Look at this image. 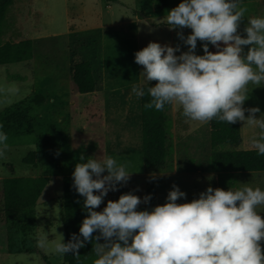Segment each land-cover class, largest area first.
Wrapping results in <instances>:
<instances>
[{
	"label": "rangeland",
	"instance_id": "1",
	"mask_svg": "<svg viewBox=\"0 0 264 264\" xmlns=\"http://www.w3.org/2000/svg\"><path fill=\"white\" fill-rule=\"evenodd\" d=\"M181 2L12 1L0 26V44L29 39L33 45V56L28 62L0 65V89L12 85L19 89L15 95L0 91V131L8 136V149L0 156V179L46 177L49 182L36 203L33 224L24 235H18L20 240L33 241L35 251L6 255L0 250V264H61L62 255L51 251V245L61 236L65 243L60 219L61 180L73 174L76 164L82 162L81 154L85 162L89 157L103 159L111 156L118 163L126 164L127 170L132 173L130 179L127 183H118V190L110 191V200L117 201L122 194L132 193L141 198L138 211H151L155 206L165 204L173 185L186 193V198L178 199L177 203L198 199L209 186L224 190L250 186L264 190V172L224 173L218 179L215 174L206 171L210 153L208 123L201 124L186 118L176 105H168L166 110L168 137L165 168L155 172L143 168L139 98L132 93L133 87L117 88L116 80H125L137 44L141 50L150 42L174 48L179 46L180 51L176 55L188 51L189 46L179 34L182 33L186 39L191 29H170L166 23L168 12ZM241 6L246 7L247 12L238 31L246 37L244 29L248 19L264 17V0H241ZM140 11L149 14L150 23L140 17L135 18L134 13ZM204 43L197 40L195 54H204ZM243 47L247 52L248 46ZM208 48L211 52L217 51L210 43ZM103 49L107 52V72L112 71L106 76L102 63ZM83 60L92 65L96 81L93 94L101 101V126L89 124L83 113L93 94L69 93L72 66ZM141 68L143 71V66ZM144 83L148 82L144 79ZM155 83L153 81L151 85ZM243 107H258L260 112L256 113V117L264 116V84L248 85V99ZM245 115H248L247 111ZM239 125L241 144L237 147L220 145L217 150L252 149L250 141L258 136L260 130L242 121ZM29 152L38 154L35 165L24 162ZM102 175H107V172ZM148 195L151 199L144 203L143 198ZM257 211L264 217V206ZM41 235H47L48 249L37 246ZM5 237L4 230L0 229V245ZM97 242L105 243L102 238ZM261 246L264 249V242ZM94 259L95 254L87 257L83 264H93Z\"/></svg>",
	"mask_w": 264,
	"mask_h": 264
},
{
	"label": "clouds",
	"instance_id": "2",
	"mask_svg": "<svg viewBox=\"0 0 264 264\" xmlns=\"http://www.w3.org/2000/svg\"><path fill=\"white\" fill-rule=\"evenodd\" d=\"M246 12L241 0H182L168 12L166 23L170 29H191L186 39L179 34L188 51L176 55L179 46L156 42L137 51L135 63L143 66L140 75L148 87L134 85L132 93L151 97L146 109L160 111L166 104L176 105L183 116L201 124L216 119L258 128L250 144L264 155V116L256 117L258 107H243L248 85L264 84V17L249 18L242 37L238 29ZM198 39L206 42L203 55L195 54ZM209 43L216 52L209 51ZM243 46H248L247 52ZM0 91L15 95L19 89L12 85ZM7 140L0 131V156L8 149ZM80 160L72 174L73 186L85 198L88 214L80 235L73 233L67 243L61 236L51 245L54 253L79 257L85 242L102 238L105 243H94L93 264H264V217L257 211L264 206L260 187L209 186L198 199L177 203L186 193L173 185L167 202L151 211H138L142 201L132 193L109 200L102 211H96L108 192L118 190V183H127L132 173L111 156L89 157L85 162L81 154ZM105 171L107 175H102ZM150 199L145 196L143 202ZM96 232L99 235L93 237ZM37 246L50 247L47 235L39 237Z\"/></svg>",
	"mask_w": 264,
	"mask_h": 264
},
{
	"label": "trees",
	"instance_id": "3",
	"mask_svg": "<svg viewBox=\"0 0 264 264\" xmlns=\"http://www.w3.org/2000/svg\"><path fill=\"white\" fill-rule=\"evenodd\" d=\"M13 0H0V26L5 14ZM113 2L114 0H103ZM135 16L150 23L149 14L143 11L135 12ZM33 56V45L29 39L18 42L7 41L0 44V65L28 62ZM146 90L148 83L142 84ZM153 86V85H151ZM96 89V81L93 75L92 65L83 60L74 63L71 72L69 93L71 95L93 94ZM151 97L145 94L139 98L141 161L145 170L155 172L165 168L167 157L168 125L166 110L157 111L154 107L146 109L144 105L150 102ZM86 121L95 126H101L103 122L101 101L95 94L90 103L83 108ZM210 153L205 170L215 174L218 179L224 173H254L264 172V155H259L256 150H217L220 145L237 147L241 144L239 121L228 124L216 119L208 122ZM38 161L36 152H29L24 162L35 165ZM55 166L54 162H51ZM198 170L199 166L196 167ZM192 171V170H191ZM49 179L46 177H7L0 179V229H3L6 237L0 250L6 255L32 253L35 251L31 240L19 239L18 235H24L31 227L35 218V206ZM73 175L64 176L61 180V225L67 243L73 233L80 235L79 228L83 219L87 216L84 209V197L73 186ZM94 194H99L98 192ZM110 200V191L103 198L102 204L96 211H102ZM97 236V232L93 237ZM83 239V237H81ZM94 243L85 242V246L79 249V257L72 253L62 255L61 264H83L85 259L92 256ZM46 261V258H44Z\"/></svg>",
	"mask_w": 264,
	"mask_h": 264
},
{
	"label": "crops",
	"instance_id": "4",
	"mask_svg": "<svg viewBox=\"0 0 264 264\" xmlns=\"http://www.w3.org/2000/svg\"><path fill=\"white\" fill-rule=\"evenodd\" d=\"M135 18H139V17L135 16ZM139 50H141V49L138 46V44L135 45L134 51L132 52V61H130V64H129V73L127 72V74H125V80L124 81H122L121 79H119V81L116 80V87L117 88L122 89V88H127L128 86L133 87L134 85L145 84L143 76L140 75V73L142 72L141 65H138L137 63H135V53ZM103 51H104V53L106 52V50H104V49H103ZM105 58L106 57L103 56V52H102V63L105 62ZM104 66H107V64L103 63V69L105 71L104 76H106L108 72H107L106 67H104ZM111 72H109V73H111ZM112 76L113 75H111L110 77H112Z\"/></svg>",
	"mask_w": 264,
	"mask_h": 264
},
{
	"label": "bare ground",
	"instance_id": "5",
	"mask_svg": "<svg viewBox=\"0 0 264 264\" xmlns=\"http://www.w3.org/2000/svg\"><path fill=\"white\" fill-rule=\"evenodd\" d=\"M106 48V47H105ZM107 49V48H106ZM105 54V53H104ZM106 54H107V52H106ZM117 54V53H116ZM104 57H105V55H103ZM116 56H118V55H116ZM107 57H108V55H107ZM120 57V56H119ZM105 60H107L106 58H105ZM103 63H105L106 64V62H103ZM104 67H106V66H104ZM107 69V68H106ZM107 71H108V69H107ZM105 72V71H104ZM114 74V73H113ZM108 75H109V72H108ZM115 75V74H114ZM114 75H113V77H114ZM111 76V75H110ZM117 77V76H116ZM124 77H122V79H123Z\"/></svg>",
	"mask_w": 264,
	"mask_h": 264
}]
</instances>
